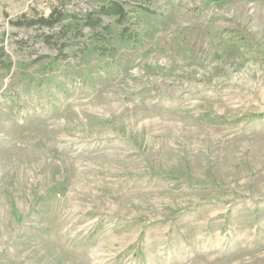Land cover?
<instances>
[{
	"label": "rangeland",
	"instance_id": "374dc122",
	"mask_svg": "<svg viewBox=\"0 0 264 264\" xmlns=\"http://www.w3.org/2000/svg\"><path fill=\"white\" fill-rule=\"evenodd\" d=\"M108 1L0 0V264H264V0H131L142 42L61 60L9 23Z\"/></svg>",
	"mask_w": 264,
	"mask_h": 264
},
{
	"label": "trees",
	"instance_id": "16d2710c",
	"mask_svg": "<svg viewBox=\"0 0 264 264\" xmlns=\"http://www.w3.org/2000/svg\"><path fill=\"white\" fill-rule=\"evenodd\" d=\"M140 12L154 13L143 4L131 0H109L97 8L86 10L82 15L72 16L69 22H64L65 16L60 6L53 7L46 16L19 18L9 23L17 27L46 29L41 31V38L55 49L53 60H61L67 58L70 47H75L81 55L90 50L98 56L110 55L115 51L111 44L112 37L121 43L142 42L144 35L137 30ZM4 55L3 47L0 46V58Z\"/></svg>",
	"mask_w": 264,
	"mask_h": 264
},
{
	"label": "bare ground",
	"instance_id": "6f19581e",
	"mask_svg": "<svg viewBox=\"0 0 264 264\" xmlns=\"http://www.w3.org/2000/svg\"><path fill=\"white\" fill-rule=\"evenodd\" d=\"M53 251V250H52Z\"/></svg>",
	"mask_w": 264,
	"mask_h": 264
}]
</instances>
